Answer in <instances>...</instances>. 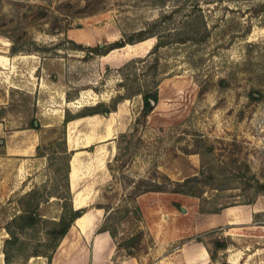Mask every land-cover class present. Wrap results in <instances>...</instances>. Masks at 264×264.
Masks as SVG:
<instances>
[{
  "label": "rangeland",
  "instance_id": "374dc122",
  "mask_svg": "<svg viewBox=\"0 0 264 264\" xmlns=\"http://www.w3.org/2000/svg\"><path fill=\"white\" fill-rule=\"evenodd\" d=\"M141 90L159 94L148 116ZM100 104L116 107L71 120L66 142V116ZM193 175L201 196L130 200L134 180L172 189ZM260 184L264 0H0V264H264ZM128 203L143 210L135 257L100 231ZM70 204L88 225L53 246ZM32 210L39 221L21 227ZM199 238L228 248L213 263Z\"/></svg>",
  "mask_w": 264,
  "mask_h": 264
},
{
  "label": "trees",
  "instance_id": "16d2710c",
  "mask_svg": "<svg viewBox=\"0 0 264 264\" xmlns=\"http://www.w3.org/2000/svg\"><path fill=\"white\" fill-rule=\"evenodd\" d=\"M191 38V37H189ZM188 39L187 37L181 38V41H186ZM131 41V40H130ZM129 41L120 39L110 44V46L107 48V50H102L103 45H97L96 47H93L92 49H95L97 53H105L107 51H110L115 48L123 47L125 46ZM163 44L159 43L157 44V48L161 47ZM221 83H226L225 79H221ZM228 84V83H227ZM138 93L143 94V109L142 114L144 116H148L150 112L152 111L153 105L158 102L159 100V94L158 91H151V90H141ZM250 98L252 100H257V98L254 93H250ZM104 104H100L99 106L95 107L93 106L91 108L90 112H83L81 115L75 116V115H69L66 116L64 122L61 124L60 129L63 133V139L67 142V125L68 123L75 119L76 117L85 116L88 114H97V113H104V112H111L115 109L116 106H113L112 108L108 107L104 110L100 108V106H103ZM34 121L31 122V127H35ZM57 129V128H55ZM67 151V150H66ZM73 152H67V174L65 176L66 180V188L71 190V184H70V169H71V158ZM38 155H44L43 151L40 150V147L38 148ZM197 181H199V177L197 175L189 176L184 179L183 183H178L176 187L169 189L163 184H159L158 182H154L151 180H146L143 178H140L138 180H134L131 193L129 194L130 200L134 201L139 195L149 192V191H175V192H181L186 194H191L195 196H201L203 194V189L201 190H194L195 187H197ZM260 189L264 190V184H260ZM63 213L60 217V219L55 222V225L52 226L48 233L50 235V238L52 240V245L56 246L57 243L64 238L71 227L75 224L76 220L83 216L86 212L85 208H76L74 205H65L63 207ZM201 211L205 212L208 211L204 206H202ZM108 211H110V208H107ZM124 212L123 215H121L119 218L117 217V221L115 223L117 224H105L102 228H100V231H108L113 239L116 242V248L117 250H125L126 254L132 257L136 256V249H138L144 239H145V231L142 228V221H143V210L142 207L139 204L136 203H128L126 204L122 209H119L118 212ZM40 218V213L36 210L29 211L23 215L20 216V219L23 221L21 224V227H27V226H34ZM122 221H127L130 228L128 232L124 235H122L120 238H118V230H119V223ZM126 222V223H127ZM199 241H202L205 243L207 250L210 255V260L214 263L218 260V255L220 251H224L228 248V244L226 242H222L219 239L212 240V246L209 245V243H206L203 238H199ZM33 255H40L39 251H35Z\"/></svg>",
  "mask_w": 264,
  "mask_h": 264
},
{
  "label": "bare ground",
  "instance_id": "6f19581e",
  "mask_svg": "<svg viewBox=\"0 0 264 264\" xmlns=\"http://www.w3.org/2000/svg\"><path fill=\"white\" fill-rule=\"evenodd\" d=\"M78 164L75 160L71 161V179H77Z\"/></svg>",
  "mask_w": 264,
  "mask_h": 264
},
{
  "label": "crops",
  "instance_id": "0c3cea01",
  "mask_svg": "<svg viewBox=\"0 0 264 264\" xmlns=\"http://www.w3.org/2000/svg\"><path fill=\"white\" fill-rule=\"evenodd\" d=\"M70 174H71V169H70ZM70 174H69V175H70ZM70 183H71V182H70ZM84 216H86V214H84L83 217H82V216L79 217V218H81V219H84L83 222H82L81 224H79V218H78V219L76 220V222H75V223H76L77 225H79L80 227H86V226L88 225L87 223H88L89 218L85 219ZM81 225H82V226H81Z\"/></svg>",
  "mask_w": 264,
  "mask_h": 264
}]
</instances>
